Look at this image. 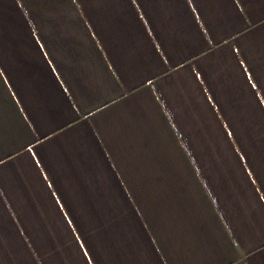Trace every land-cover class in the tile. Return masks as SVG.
<instances>
[{"label": "crops", "instance_id": "0c3cea01", "mask_svg": "<svg viewBox=\"0 0 264 264\" xmlns=\"http://www.w3.org/2000/svg\"><path fill=\"white\" fill-rule=\"evenodd\" d=\"M0 264H264V0H0Z\"/></svg>", "mask_w": 264, "mask_h": 264}]
</instances>
